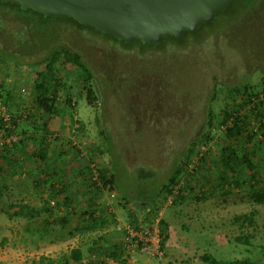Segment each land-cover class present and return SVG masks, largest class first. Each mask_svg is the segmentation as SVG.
Instances as JSON below:
<instances>
[{
	"label": "rangeland",
	"instance_id": "374dc122",
	"mask_svg": "<svg viewBox=\"0 0 264 264\" xmlns=\"http://www.w3.org/2000/svg\"><path fill=\"white\" fill-rule=\"evenodd\" d=\"M253 10V25L229 30L225 18L219 17L218 24L201 34L200 42L188 37L173 47H127L92 28L81 29L73 20L23 12L0 2V81L4 80L5 87L6 82L11 83L18 96L10 101L11 108L17 113L28 104L31 80L37 72L46 73L48 78L55 72L64 76L57 105L75 122L65 133H58V139L47 133L46 141L52 143L49 148L65 140L71 148L69 155L86 162L92 153L115 178L114 186L106 185L96 196V209L106 223L91 229L82 213L93 208L94 193L86 170L82 193L64 200L62 209L50 197L52 193L46 197L44 192L39 197L32 195L29 175L24 180L21 176L13 178L15 174L10 179L7 176V186H0V264H47L49 259V264H64L62 256L73 247L92 248L97 245L95 240L113 250L121 246L115 215L120 222L132 215L149 221L164 204L162 218L169 225L164 257L137 255L132 264H208L202 258L205 253L221 260L264 263V203L252 201L249 184L220 185L216 173L222 165L220 129L213 127L212 142L202 145L194 157L199 165L190 181L192 189L187 187L184 197L175 194L171 201L162 190L190 142L207 129L209 105L217 113L223 108L225 94L220 89L246 80H262L264 0L255 2ZM60 46L79 52L92 69L96 90L93 104L88 102L78 68L72 63H63L56 56L44 68ZM23 86L27 92L21 91ZM216 90L219 93L215 96ZM68 96L74 107L65 102ZM15 133L20 136L19 128ZM57 152L55 149L53 156ZM208 152L207 160H202L199 155ZM151 199L149 209L132 205ZM34 201L41 206L30 209ZM44 204L54 211L44 210ZM252 210L257 211L254 225L233 222L234 215ZM64 214L66 224L61 220ZM246 233L253 234L248 244L235 239Z\"/></svg>",
	"mask_w": 264,
	"mask_h": 264
},
{
	"label": "trees",
	"instance_id": "16d2710c",
	"mask_svg": "<svg viewBox=\"0 0 264 264\" xmlns=\"http://www.w3.org/2000/svg\"><path fill=\"white\" fill-rule=\"evenodd\" d=\"M258 1L260 0H234L233 4L230 7L225 10L219 11L211 22L202 24L197 31H185L182 37L168 36L163 38L161 42L157 43H143L139 40L132 43H126L122 38L103 33L99 30H96L92 26L80 24L72 18L60 16L54 17L60 18L62 20H73L74 22L79 24V28H92L96 30V32L105 35L112 41L119 44H124L123 46L130 47L132 45H142L143 47H158L169 45L173 47L172 45L186 42L188 37H191L195 41L200 42L199 38L201 37V34L208 27L218 24L219 17L225 18L229 30L234 29L235 27H237V25H247V27L253 25L255 22V12L253 10V6L255 2ZM1 3L14 5L23 12L40 14L44 16L42 13L32 9H22L19 5L16 4L4 2ZM56 56H58V58H60L63 63H72L78 68V78L83 84L87 100L89 103L93 104L96 99L95 85L92 81L93 72L90 66L83 60L80 53L72 51L67 47L60 46L50 55L49 60L44 63L43 66L45 69ZM36 75L37 76L36 78H34V83H32L33 90L31 89L35 93L34 102L32 103V105H26L24 107L32 108V114L35 111L39 112L38 110L44 112L45 128L47 124L45 116L49 117L50 115H59L61 113L62 107H59L57 105V100L60 96L62 85L64 84V82H62L64 81V76L60 75L58 72H55V75L51 76L50 78H48L46 76V73L44 72H37ZM4 87L5 84L2 80V82H0V97H3L1 90ZM220 91H224L223 93L225 94V104L223 108L219 111V113H217L215 112L211 104L209 105L207 129L199 132L197 136L190 142L186 152L184 153V156L180 157L179 162L176 164L171 174H169L166 182L162 185V190H165V194L166 196H168L174 194V189L176 185H178L176 195L177 197L181 198L184 197V194L188 192L187 187L192 189V187L189 186L190 181L192 182L191 178L193 175H195L197 170L196 168L191 170L189 164L194 160V157L198 155L202 145L212 142V129L215 126L222 132L221 148L219 149L222 165L216 171L220 185L224 187H237L238 185L244 184L248 186L249 184L251 189L250 191H248V193L252 201L262 204L264 203V74L262 75V80H260L259 83L252 82L251 80H246L241 83L226 85L224 88L222 87ZM217 93H219V90H216L214 95L216 96ZM3 99L4 100L0 99V101L3 105L6 106L7 111L12 115H16V110L11 108V99ZM65 102L68 103L67 105H70L72 107L75 106L74 102L72 103L71 101V96H68ZM27 119L28 118H25L24 120ZM10 121L14 126H16L13 129L5 126L6 121L2 116H0V127L3 126L7 130L15 131L19 122L15 118H12V120ZM72 121L75 122L73 117ZM49 133L54 135L55 139H58L57 131ZM19 142H21L20 136L15 145ZM46 142L44 141L43 144H40L39 146L41 150L39 149L38 153L41 158L44 157L47 151ZM209 152L207 153L208 155H199L200 158L202 160H207L205 157L209 156ZM257 159H260L261 163ZM93 161H97V159L94 158L92 153H90L87 164L84 167L89 175L91 173L90 163ZM197 165H199V162ZM99 171L101 173L103 187L105 188L106 185L114 186V174L108 175L107 173H109V171L105 170L102 166H100ZM262 172L263 176L261 177L260 175ZM181 178L185 179L184 183L180 185ZM90 182L92 184L94 193L91 198V207L93 208L86 209V211L84 210L82 213L84 217H86L84 218L86 226L88 228L95 229L97 225H105L104 217H101L96 209V207L99 206V201L96 200V196L100 195L103 192L104 188H101L94 182L92 183V181ZM230 189L226 191L229 193L231 191ZM67 199L68 197L64 198V200ZM65 203L66 201L64 202V204ZM143 203L145 204V209H149L150 206H153V199L143 201ZM132 205L135 206L133 203ZM51 208H47V210H49L50 212L52 211ZM138 209L142 210V208L140 207H138ZM256 212V210H252L250 212L236 214L233 217V222L240 223L241 226H244L246 224L254 225V215L256 214ZM132 217L134 216L132 215ZM61 220L66 224L68 218L64 214L63 216H61ZM160 229L162 234V247L164 248L165 243L169 237V225L164 218H161L160 220ZM103 237L104 236H100L99 239H103ZM252 237L253 234L246 233L237 235L235 239L237 241H243L248 244L249 242H251ZM95 242L97 245L94 244L92 248L89 247L84 249L81 246L73 247L69 253L62 256L65 262L64 264H109L106 258L119 260L123 254V250L119 246L113 250H110L107 247L101 246L98 240H95ZM92 254L99 255V258H93L92 256L88 258V255ZM202 258L204 261L208 262V264H256L255 262H250L244 259L221 260L213 256L211 253L203 254ZM50 260L51 259L47 260V264H49Z\"/></svg>",
	"mask_w": 264,
	"mask_h": 264
},
{
	"label": "water",
	"instance_id": "95a60500",
	"mask_svg": "<svg viewBox=\"0 0 264 264\" xmlns=\"http://www.w3.org/2000/svg\"><path fill=\"white\" fill-rule=\"evenodd\" d=\"M32 9L45 16L68 17L126 43L161 42L182 37L233 4L234 0H0ZM136 207L145 208L135 201Z\"/></svg>",
	"mask_w": 264,
	"mask_h": 264
},
{
	"label": "crops",
	"instance_id": "0c3cea01",
	"mask_svg": "<svg viewBox=\"0 0 264 264\" xmlns=\"http://www.w3.org/2000/svg\"><path fill=\"white\" fill-rule=\"evenodd\" d=\"M31 81L34 83V80ZM6 84L7 86L1 90L5 99H17V94L14 90H11V83L6 82ZM24 95L27 96L28 94L25 93ZM34 96L35 93L32 91V99L28 95L29 102L26 105H32ZM38 111H35V114L33 113V119L28 118L27 120L19 121L17 124V129L19 128V131H21V142L0 150V186L6 187V183H8L6 177L8 176V179H10L9 177L12 174H15L13 178L21 176L22 180H24L23 177L29 175L32 195L39 197L44 192V197H46L52 193L50 197L52 196L56 206L62 209L65 208L64 198L68 197L72 199L73 196H79L82 193L84 188V186L82 187V175L87 161L85 162L84 159H77L69 155L71 148L65 140L56 141L59 142V146H56V148H53V146L49 148L52 143L46 142V134L49 132L57 131L58 133H65L70 124L72 125L73 123V116H69L64 110L59 115L45 116L47 124L44 128V112ZM68 117L71 118V122L68 121ZM44 141L47 144V151L44 157L41 158L38 151L40 144H43ZM55 149H58V152L56 156H53ZM40 206V202L34 201L30 205V209L34 207L39 208ZM51 207V205L44 204V210L46 209L48 212L47 208ZM51 210L50 212L52 213L54 211L53 207ZM81 247L84 249L88 248Z\"/></svg>",
	"mask_w": 264,
	"mask_h": 264
},
{
	"label": "built area",
	"instance_id": "2783aa9c",
	"mask_svg": "<svg viewBox=\"0 0 264 264\" xmlns=\"http://www.w3.org/2000/svg\"><path fill=\"white\" fill-rule=\"evenodd\" d=\"M27 92L25 88L22 89ZM33 109L30 107H24L21 111L17 112L16 115H12L7 111L5 105H3L0 101V116L4 118L6 121L5 126L13 129L14 126L10 120L15 118L17 121H20L25 118H29L32 114ZM31 114V115H30ZM19 140V136L15 133V131L7 130L5 127H0V150H3L7 147H12ZM198 162L193 160L189 164L191 170L197 168L196 165ZM91 173H90V181L92 183L99 185L101 188L102 177L99 171L100 165L97 161H93L90 163ZM176 185L174 189V194L177 193ZM174 194L168 195L167 201H171V198ZM166 205L160 206L157 214L152 218L151 221H142L138 219V217L132 219L125 220L120 222V218L115 215L117 221V229L121 233V246L120 248L123 250V254L119 260H112L111 258H106L109 264H127V262H136L137 255L146 256L148 259H162L164 257V249L162 247V234L160 229V220L163 216L164 208ZM95 258V254L92 256ZM132 264V263H131Z\"/></svg>",
	"mask_w": 264,
	"mask_h": 264
},
{
	"label": "bare ground",
	"instance_id": "6f19581e",
	"mask_svg": "<svg viewBox=\"0 0 264 264\" xmlns=\"http://www.w3.org/2000/svg\"><path fill=\"white\" fill-rule=\"evenodd\" d=\"M187 157V156H186Z\"/></svg>",
	"mask_w": 264,
	"mask_h": 264
}]
</instances>
